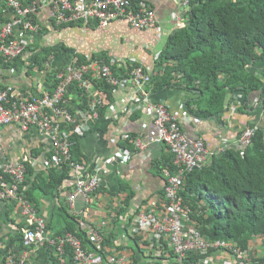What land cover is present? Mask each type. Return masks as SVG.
<instances>
[{
	"label": "built area",
	"instance_id": "1",
	"mask_svg": "<svg viewBox=\"0 0 264 264\" xmlns=\"http://www.w3.org/2000/svg\"><path fill=\"white\" fill-rule=\"evenodd\" d=\"M190 1L180 0L176 28L186 22ZM46 6L55 29L74 24L85 30L91 24L106 27L117 19L139 30L157 27L155 10L146 0H27L26 4L24 0H0L5 19H0V58L4 62L32 54L27 48L38 41L36 36L40 32L36 14ZM83 58L80 60L78 52L73 51L65 61H56L52 56L43 68L34 66L36 72L54 74V83L44 82L39 92L0 86V128L17 123L23 131L35 128L49 138L50 166L64 165L69 170L72 189L62 198L77 229L88 241L84 243L72 232L56 238L48 236L47 219L20 193L26 173L24 161H6L0 166V199L15 201L24 223L20 228L21 250L9 252L2 264H28L46 243L54 248L56 264H212L219 255L228 256L235 264H259L248 249L226 239L210 240L203 235L183 206L180 191L187 172L199 168L210 155L203 138L189 136L184 129L195 120L192 114L185 110L180 115L170 109L167 101L154 97L147 89L153 71L143 64L114 53L86 54ZM129 63L135 66L124 74H115L113 67ZM25 67L29 69L27 62ZM48 72L44 73L46 79ZM97 79L113 90L130 87L133 93L123 104L110 101L93 84ZM104 107L105 119L111 125L133 108L150 112L156 133L146 138L123 133L121 139L138 150H145L150 143H163L172 155L173 170L164 171L166 180L159 197L154 195L137 207L129 210L128 206L120 212L125 207L126 194L117 193L110 212L100 219L90 210L92 194L100 190L103 175L112 172L113 163L126 159L130 151L127 146H118L111 155L97 156L87 164L72 157L71 146L72 137H82L93 130ZM257 128L258 125H246L233 139L236 147L243 149L248 145ZM231 141L223 139L218 152L232 146ZM77 198L82 199L81 206L77 205Z\"/></svg>",
	"mask_w": 264,
	"mask_h": 264
},
{
	"label": "trees",
	"instance_id": "2",
	"mask_svg": "<svg viewBox=\"0 0 264 264\" xmlns=\"http://www.w3.org/2000/svg\"><path fill=\"white\" fill-rule=\"evenodd\" d=\"M2 14L0 10V19L5 21ZM187 17L186 22L167 38L147 89L153 95L173 86L188 91L191 98L185 101V110L196 120L214 119L221 123L230 104L235 103L233 96L237 93L243 94V106L239 111L255 96L254 102L264 114V0H191ZM27 49L32 51L26 61L29 69L43 68L52 56L70 57L74 51L61 42L45 47H39L36 42ZM79 59L84 60L81 55ZM22 60L19 58L7 65L16 66ZM133 66L131 63L116 65L113 70L120 75ZM47 80L54 83L53 71L48 72ZM93 84L107 92L112 101L111 86L99 79ZM106 109L100 110V118L92 127L100 137L109 130ZM76 138L72 137L71 153L78 161L80 158L74 151ZM166 158L164 165L172 171V155ZM24 164L25 180L20 186L23 197L37 208L38 197L34 190L39 189L40 195L49 197L52 202L59 201L63 185L70 179L68 167L50 166L43 172H36L29 160ZM180 194L183 206L189 210L199 231L210 240L222 238L248 249L253 238L261 237L264 244V125L258 126L243 149L233 145L214 152L198 169L187 172ZM126 195L125 207H121L120 212L126 210L134 197L132 191ZM54 206L59 213L56 218L52 210V217L55 215L61 224L57 226L53 218L47 221L46 230L57 228L50 237L72 232L87 243L67 205ZM19 240L21 242V235ZM45 245L49 263L56 264L54 248ZM259 260L264 261V258Z\"/></svg>",
	"mask_w": 264,
	"mask_h": 264
},
{
	"label": "crops",
	"instance_id": "3",
	"mask_svg": "<svg viewBox=\"0 0 264 264\" xmlns=\"http://www.w3.org/2000/svg\"><path fill=\"white\" fill-rule=\"evenodd\" d=\"M146 1L154 8L157 19V27L146 30L135 29L121 19L112 21L106 27H97L91 24L90 28L85 30L81 29L79 24H74L55 29L51 22L49 7L40 8L36 14L40 25L36 42H39V47L54 46L61 42L77 51L81 56L114 53L132 59L135 63L143 64L146 69L153 71L167 38L176 29V18L180 14V0ZM70 32L71 34L67 35ZM29 56V53H26L20 57L23 58L22 63L18 62L16 66L7 65L14 61L0 60V86L11 85L17 89L36 93L40 91L44 82L50 83V80L47 82L44 76V73L48 71L40 73L36 72L34 68L26 69L25 63ZM55 57L56 61L68 59L67 56ZM53 65L55 64L53 63ZM45 89H47L46 86ZM105 93L107 94V92ZM132 93L133 90L130 87L125 90L114 89L111 93L112 101L116 100L119 104H123ZM154 97L167 101L170 109L182 115L185 113V101L191 98V95L188 91L173 86L155 94ZM233 98L235 103L230 104L221 123L214 119H195L193 123L184 128L189 136L203 138L206 147L210 150V155L218 152L219 145L225 138H230L232 146H236L233 139L241 133L247 124L264 125V114L260 105L254 102L255 96H252V100L242 111H239V107L243 106V94L237 93ZM152 119L150 112H142L133 108L130 112L122 114L114 122V125L110 124L104 137H100L94 130H91L84 136L75 139L77 144L74 151L80 158L78 161L87 164L92 163L97 156L111 155L118 146H127L130 151L126 159L113 163L112 172L103 175V185L100 190L92 194L93 203L90 210L94 212V215L100 216V219L110 212L114 203L113 196L117 193L133 192L134 197L130 200L129 210L154 195L159 197L158 194L161 193L166 180L164 171H170L164 165L166 157L170 155L167 148L161 142H154L150 143L145 150H138L121 139L123 133L142 135L145 138L147 135L156 133L157 128L153 125ZM50 144L49 138L35 128L23 131L17 123L2 126L0 128V166L6 161L29 160L36 172H43L50 168L48 156ZM237 148L239 149V147ZM44 175L46 176L47 172ZM71 189L69 180L64 183L60 192L58 197L60 202L56 199L52 202L49 197L40 195L39 189L34 190V194L38 197L39 215L44 216L47 221L50 218L55 219V215L57 218L59 212L54 205L60 203L66 205L62 197H65ZM81 204L82 199L77 198V205L81 206ZM52 210L56 213L53 217ZM19 211L20 206L15 201L0 199V264L3 263L9 252L15 253L21 250L19 238L24 220ZM55 223L57 226L61 224L58 220ZM47 231L50 236L57 232V228ZM248 250L257 258L259 264H264V261L260 262L259 260L264 258V244L261 237L253 238ZM49 261L48 247L42 246L37 249L28 264H50ZM212 264L235 263L228 256L219 255Z\"/></svg>",
	"mask_w": 264,
	"mask_h": 264
},
{
	"label": "rangeland",
	"instance_id": "4",
	"mask_svg": "<svg viewBox=\"0 0 264 264\" xmlns=\"http://www.w3.org/2000/svg\"><path fill=\"white\" fill-rule=\"evenodd\" d=\"M69 34H71V32L70 33H68L67 35H69ZM80 52V51H79ZM121 227H122V224L120 225ZM117 235H119V233L117 234ZM257 259V258H256Z\"/></svg>",
	"mask_w": 264,
	"mask_h": 264
},
{
	"label": "water",
	"instance_id": "5",
	"mask_svg": "<svg viewBox=\"0 0 264 264\" xmlns=\"http://www.w3.org/2000/svg\"><path fill=\"white\" fill-rule=\"evenodd\" d=\"M194 169H198L197 167H195Z\"/></svg>",
	"mask_w": 264,
	"mask_h": 264
}]
</instances>
